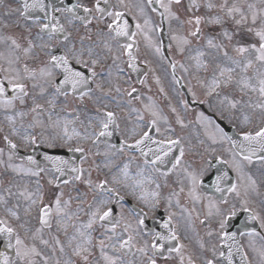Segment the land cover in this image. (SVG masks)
<instances>
[{
    "label": "snow or ice",
    "instance_id": "obj_1",
    "mask_svg": "<svg viewBox=\"0 0 264 264\" xmlns=\"http://www.w3.org/2000/svg\"><path fill=\"white\" fill-rule=\"evenodd\" d=\"M119 3L121 5L124 4V0H119ZM148 4H153L156 3L158 4L161 8L164 9V12L161 13L162 16H165V18H175L178 19L176 14L172 12L171 5L173 3L179 4L180 0H168V3L165 4L163 0H147ZM261 3H264V0H261ZM103 5V6H102ZM193 7L197 6L194 3L191 5ZM49 7V5L45 4L43 0H32L30 3L29 0H21V9H15V11H18L21 16H28L31 12V10L34 9H39L41 12H44V19L46 22L44 23H39L40 17L37 16L35 17L38 27L41 32H48L50 34H64V39L67 40L69 34L66 32V29L64 25L60 22L59 17L56 15H52L51 17L48 16L46 9ZM53 8L54 13L60 12L59 8H56L55 5H51ZM208 8H213L215 5L212 3H209L207 5ZM219 7L223 10H226V13L229 17H232L235 19V15H239L240 19H236L235 23L237 25H241L243 23H246L249 20V14L251 18V23L253 25L257 24L258 19L261 22V25L259 28H249L248 31L250 33H253L256 37L259 38V43H252L248 45L240 44L237 43L236 46H234V51L236 52L237 58L229 57L228 52L224 51L223 55L228 59V61L233 65L232 67H222L219 64L216 66L218 70V77L224 78L223 83L225 85L229 84L232 82L235 77L233 73L237 71V69L240 70V72L243 74L240 76L239 80L237 83L241 85V90H250L252 92H258L259 96L264 100V7L257 9V6L255 4H248L247 5V11H245V8L242 5H238L237 3H233L231 6L228 5L227 0ZM77 9H82L84 15H77ZM111 9V10H110ZM156 9L153 8V11ZM65 12L72 14L74 19L82 21L85 25H88L91 23V18L93 17V11L99 14V16L96 17L98 20H102L103 17L106 15L108 17H111V23L105 24V29L107 30L106 34L109 37V39L115 41L117 40L118 37L124 36V37H129L134 39L136 36V33H130L129 31V25L126 20L123 21V23H119L121 21L122 17L125 15L124 12L122 11H117L114 9V6L111 5L110 0H95L94 7H85L82 4L74 5L73 7L65 8ZM141 12H143V9H141ZM201 17L196 16L193 19H189L188 23H195L197 26L195 31H191L189 33L190 36L193 37H198L200 33V28L199 25L201 23ZM216 23H220V18L217 17L215 19ZM149 24V20L145 19L144 25H141L139 22L136 23L135 27L138 32H142L144 30V27ZM114 34V35H113ZM223 36L231 40L232 36L225 30L223 33ZM11 39L12 45L15 46V48H19L20 45L17 43L15 39ZM173 40H176L177 37L173 36ZM183 43L187 44L189 41L186 38H182ZM207 45L213 48H223V45H219L214 43L213 38L209 37L207 39ZM106 47H108L107 43L105 44ZM32 44L29 41V47L26 48L24 51L25 53H28L31 50ZM133 49V44L132 43H127L123 45V52L128 56L129 58V66L130 67H135V64L133 61L135 60V57L132 52ZM109 50H111L109 48ZM88 54H92L91 48L88 50ZM157 52H160V48H156ZM180 51L183 52L184 49L180 48ZM204 55L203 52L197 51V56L202 57ZM7 59L8 67H2L0 66V73H7L4 75L2 78H0V98H3V102L6 104H11L12 100L20 98L21 102H23V96L27 95L26 91V84L20 82L21 81V75L20 72L13 68L12 65L19 60V57H15L13 59L11 56H9ZM73 59H75L76 63L84 64L85 67L89 65V63L92 66H95L97 63V60L92 59L90 61L84 60L83 59V52H80L79 54L73 53ZM114 59H119V57H115ZM48 64L51 66L50 68H42L41 72L47 75L48 77H52L54 70L56 69H61L62 70V76L63 80L60 82L59 85L56 87V91L58 93L66 95V92H63V86L71 84L73 91H76L77 89L81 88L82 86H86L88 84V77L80 71L73 70L70 62H69V56L68 55H51L50 59L48 60ZM256 67L254 76H248L247 72L249 69ZM206 66V65H205ZM175 67V64L173 65ZM25 72L29 73V76L34 75V71L29 72V69L27 66H25ZM119 71H122V69H118ZM92 76H95L96 73L93 69H90ZM253 80H255V83H253ZM7 82V86H10V88L16 93L15 96H13L11 99H8L6 97V85L4 82ZM35 87V85H33ZM221 86V79L217 78L216 75L213 76L211 80V90L209 92V95L212 94L213 91L216 89L220 88ZM99 87V85H97ZM136 89L133 88L128 95L131 96L133 92H135ZM86 93L81 91L80 92V98L81 100L83 99L84 95ZM224 100L227 101L228 105L231 107V109L235 110L237 108V105L240 103L238 100H233L230 99L229 97L225 96ZM37 108L42 107L40 105L36 106ZM146 108L148 107L147 105L145 106ZM249 107H253V105L249 104ZM254 107H257L261 109L262 112H264V102L258 103L254 105ZM35 109H33L34 111ZM173 112H175V108L172 109ZM158 113L153 111L152 116L154 117L146 127H148L149 131H143L142 134L140 135L139 139H136L134 141V144H128L127 141H124L120 145V150L122 151L125 147L127 148H138L141 151L142 155H147L148 153H144L143 147L146 146L147 144H156L157 148L155 151H153L151 148H149V152L152 153L154 159L152 160H146L145 163H152L155 165L157 162H163V158L166 157L172 150V147L180 144V140L177 139H164V140H154L153 137L150 135V131L155 128V131L157 133L160 132L159 127H156L157 125V119ZM103 116L106 117L105 119H98L99 126H100V131L93 133L97 140L101 137H104L106 135H110L108 132V128L111 124L115 123V114L111 111L103 113ZM141 119H143L141 117ZM198 120L203 119L207 120L209 124H212L213 122L210 120V118L205 117L203 113H200L197 117ZM179 123H183V121L179 120V117L177 118ZM249 122V117L244 116L243 118V123L246 126L247 123ZM217 129V132L221 135V139H227L231 141V143L240 149L239 154H233L232 157V166L239 172L242 167V161H247L249 163L252 162L253 156L256 155L257 148L253 147V145L258 146V149L261 152H264V126H261L258 128V130H248V131H241L240 132V137L241 139L239 141L233 140L231 137L227 135V133L224 131L223 128H220L219 125L215 126ZM64 135L67 137L68 140H71L73 138V135L79 136L80 133L77 132L75 129H73L72 134H69L68 128H67V123L65 124L64 127ZM7 140V137H5ZM26 139H29L31 143L35 144V137H26ZM213 143H216L215 135L211 137ZM7 143L13 148H16V145L11 141L8 140ZM74 151L77 152H84L83 148H75L73 149ZM214 151V150H213ZM237 155H239L242 159L238 160ZM184 156V150L181 148L180 150V156L175 158V163L172 165L173 168H177L181 164V158ZM46 160L52 161L54 165H56V171L63 173V167L64 165H67V161L62 160L59 157H52V156H47L45 157ZM215 159L219 160L220 157H216ZM257 159L261 162L264 163V155H260L257 157ZM28 161L30 164H35L36 161L33 159L32 156L28 157ZM224 164H228V161H223ZM9 167H13L12 165H9ZM127 165H125L124 168V175L127 176ZM23 170V169H21ZM71 171L73 173H77L74 176L75 180H80L82 173V169L72 167ZM184 171L188 174V176L191 179L192 182V188L190 189V195L193 196L194 199L199 200L200 197L195 195V188L198 182L197 179V173L196 172H188V169L185 168ZM33 175H39V171L32 173ZM227 172L222 173L221 175L217 176L216 178V191L222 192V191H228L235 193L237 197L240 196V191L238 189L237 184H231L230 187H227V189H222L220 187L221 181L225 180L227 178ZM115 180V177L113 178ZM249 180H251V183L254 185L255 181L252 180V178L249 176ZM86 184L89 186L92 185V180L88 179L84 181ZM64 183H68L67 180L64 181ZM118 183V181H117ZM108 181L107 180H101L96 187L101 190L102 193H105L106 195L102 197H97L94 198L95 203L93 205H90L91 211L88 214V220L86 223H82L79 228L76 229L77 233L79 236L83 239L84 243H90L91 242V234L90 231L93 229V226L97 223V221L101 222V225L104 223H108L110 225V228L108 231H111L112 233H115L116 227L118 224V220L114 218V205L118 203L119 201L123 200L124 197L120 196L119 192L116 191L115 188H109L107 187ZM181 191H183V188H181ZM21 195L25 196V199L31 200L32 205L37 204V200L33 199V193H28L25 195L24 192L20 193ZM63 196V193H59L56 195L55 200L52 204H43L42 200L43 197H40V202L41 206L38 208L39 212V220L41 225L43 226H50V219H51V214L53 211H55L58 215H65L67 216L68 213L65 212V208L70 204V200L64 201L63 206L61 202V197ZM152 196L157 198L159 197L158 192L152 193ZM142 200H144V203L149 206V207H154L155 205H150L149 202L144 198L142 195L140 197ZM223 199V198H222ZM0 201H3L6 203V201L3 200V197H0ZM224 203L227 204L228 201L224 199ZM248 201L247 200H240L239 201V206L243 211H246L248 213V219L249 220H260V216L257 213H254L253 210L249 207H247ZM17 208L19 205L16 206ZM216 207L214 203L211 201L209 202V215L212 214L211 208ZM217 213H220V209L217 207L216 208ZM27 211V210H26ZM9 212L11 216L15 217L16 219H19V213L15 210L9 209ZM137 215L140 216L137 220V226H141L144 224V218L147 214L143 213L142 211H137ZM237 215L236 212V205L233 204L232 207L228 210L227 215L225 218L220 220V229H221V242L223 243L226 240L232 241V244L229 245V253H228V260L229 264H231V258H232V251L231 248L235 246L236 250L241 253V264H248L247 260V255L242 252L241 247L239 245V242L236 240L237 233L233 232L229 234L228 232L223 231V229L226 226V221L227 218L230 217H235ZM171 215L169 216L168 220L169 222L171 221ZM131 224H126L124 227V232L127 233L129 229L131 228ZM165 227H168V224H165ZM259 227L261 229H264V222H261ZM39 231V229H37ZM0 234H4L8 238V247L13 248L14 246L11 243V240L14 238L15 239V254L17 257H19L21 260L25 258V256L28 254L26 251H21V245L23 244V241L20 239L19 235L16 233L15 228L10 226L8 222L4 219H0ZM240 235H257L258 233L256 232L255 229H252L251 231L244 233L241 232L239 233ZM154 239L152 241V249L155 252L158 248H163V244H158L155 237H158L159 240L164 241V240H176L178 237L176 236V233L174 230H170V235L164 236L160 233H154ZM209 235H212L210 232ZM72 239H76V236H73ZM105 239L111 240L112 236H106ZM133 235L129 234L126 239H119L118 243L121 248H131L133 245ZM59 242V241H57ZM43 243H47V241H43ZM100 246H101V251L103 254V249L105 247L104 240H100ZM148 247L147 241H145L144 247H141L139 249L140 252L146 253V249ZM180 247H183L182 245ZM180 247L174 248V249H169V251H180ZM31 252L35 253L36 249L35 247L30 249ZM61 251H63V248H61ZM77 254L80 253V251H87V248H82L81 246H78L74 250ZM38 254V253H37ZM3 256V264H13V262L10 260V258L7 255L0 254ZM260 255L264 257V252H261ZM220 256H224V252H220ZM88 257L85 256L84 260L87 261ZM104 259L109 262V264H117V257H109L106 254H104ZM183 259V257H181ZM148 264H156V260L149 258ZM207 264H214L212 260H208Z\"/></svg>",
    "mask_w": 264,
    "mask_h": 264
},
{
    "label": "rangeland",
    "instance_id": "obj_2",
    "mask_svg": "<svg viewBox=\"0 0 264 264\" xmlns=\"http://www.w3.org/2000/svg\"><path fill=\"white\" fill-rule=\"evenodd\" d=\"M221 1L222 0H188L189 6L191 8L190 14H195L202 18L201 19L202 36L198 42H193L192 39H189V42L192 45L188 48V52L186 54L183 55V52H179L177 50H174V51L176 52L177 57L179 58V69L183 70L186 73V75L183 74V76L185 77V79L189 80L190 83H188V86L189 88L192 89L193 93L196 92V88H197L199 90V94H198L199 98L203 99L206 105L210 106L212 109L215 108L220 112H228L229 114H232L230 117L234 119L237 129H246V128H249V126H253L252 124H256L254 125L255 127V126H258L262 120L264 121V112H262L261 109L254 107V105L264 102V100H262L258 92H252L247 89L243 91L241 90V85L237 83V81L239 80L240 76L243 74L240 72L239 69H237V71L233 73L235 79L229 84L225 85L223 83L224 78L218 77V70L216 66L218 64L222 67H232L233 66L228 61V59L224 57L223 52L227 51L229 57L239 59L236 52L233 50L234 46H236L237 43L244 44V45H248L252 43L258 44L259 38L256 37L253 33H250L248 29L249 28H259L261 25V22L258 19L256 25L253 26L250 23V25L248 26L249 28L247 30H237L235 32L234 23L232 21L233 18L229 17L225 10L219 9L215 11L214 14H212L210 13V10H209L210 8L207 7L209 3H212L214 5L215 2L219 3ZM239 1H242V0H237V3ZM233 2H234L233 0L230 1L231 4ZM193 3L197 6L195 7L191 6ZM248 4H255L257 7L258 5L264 6V3H261V0H251V3H249V0H247V5ZM221 11L222 13L220 16V23H216L215 19L219 16ZM170 24H171V21H170ZM227 24L232 25V26L228 25L231 29L228 28ZM217 26L222 27L221 29L222 33L226 30L232 36V39L231 40L226 39L223 36V34H222V38H219L218 36L212 37L211 28L217 27ZM247 35L255 37L257 39H255L254 42H252L251 38H249V36ZM209 37L213 38L214 43L223 45V48H213V47L208 46L207 39ZM197 51L203 52L204 55L202 57H198ZM204 66L207 68L206 72H209V76H204L202 78L195 77L193 74L194 71L198 70L199 68H203ZM256 67H259V66L257 65L254 68L249 69L247 72V75L254 76ZM164 70H168V69H164ZM214 75H216L217 78L221 79V86L220 88L213 91L211 95H209V92L211 90V80ZM253 83H255V80H253ZM225 96L229 97L230 99L240 101V103L237 105V108L235 110L231 109L227 101L224 100ZM171 102H172V99L166 100L163 102V105L167 110V112H163V114H172L171 112L172 106L169 105V103ZM249 104L253 105V107H249ZM244 116L249 117V122L247 123L246 126L243 123ZM229 119L227 118V121ZM184 126L189 128L190 130L189 123H185ZM205 128L207 130L209 128L210 132L212 133L215 131L214 127L211 124H208L207 127ZM195 134L197 138H201L200 134L196 132ZM191 138L194 140L192 131H191ZM101 167L102 166H100V170H102ZM185 179L191 183V179L188 176V174H186ZM2 182L3 180H0V197H3V200L6 201V203H4L3 201H0V210L9 212V209H12V210L17 211L19 214H25V212L27 213L32 208V203H30V205H25L22 201L27 200V199H25V196L21 195L20 193L24 192L25 195H27L28 194L27 192L30 191V193L34 194L37 188L28 183H24L23 181H20V183H16V182L12 183L11 181H9L8 184H3ZM80 185L82 186L80 187L79 191L83 193L84 201L90 200L92 197H96V198L101 197L100 193L98 192L96 186L93 185V183L91 186H89L85 182H78L77 186L79 187ZM72 186L73 185L65 186L63 190L61 188L56 193L54 192L53 195H55L56 197V195H58L60 192L63 193L62 206H63L64 201H68V200L71 201L70 204L65 208V212L68 213L67 216H70V214H72V211L74 210H85V216L88 217V214L91 211V208L90 207L86 208V204L84 203H82V207H81V204L76 202L77 200L75 199ZM47 189L49 190V188ZM126 189L127 190L133 189L134 192L131 191L133 196H135L136 194L140 195L141 193L139 183L137 180L135 184L129 183ZM94 203L95 202H93L92 205ZM17 205H19L18 208L16 207ZM57 216L59 218L61 217V220H64L63 223H66L67 220L65 217L67 216L62 215V214L57 215ZM27 230L23 229L22 234L19 235L20 239L23 241V244L20 246L21 251H26V252H28V237H29L28 234L26 233ZM100 254L102 255V258H103L101 264H105V259H104L105 252L103 251V254H102V251H101ZM27 255L25 256V260L23 261L22 264H27L28 262ZM15 264H18L17 261Z\"/></svg>",
    "mask_w": 264,
    "mask_h": 264
}]
</instances>
